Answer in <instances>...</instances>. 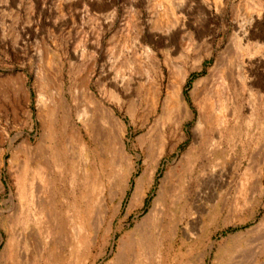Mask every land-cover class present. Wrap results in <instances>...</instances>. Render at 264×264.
I'll return each mask as SVG.
<instances>
[{"label":"rangeland","instance_id":"374dc122","mask_svg":"<svg viewBox=\"0 0 264 264\" xmlns=\"http://www.w3.org/2000/svg\"><path fill=\"white\" fill-rule=\"evenodd\" d=\"M0 264H264V0H0Z\"/></svg>","mask_w":264,"mask_h":264},{"label":"bare ground","instance_id":"6f19581e","mask_svg":"<svg viewBox=\"0 0 264 264\" xmlns=\"http://www.w3.org/2000/svg\"><path fill=\"white\" fill-rule=\"evenodd\" d=\"M231 80V79H230ZM84 87V86H83ZM262 97V96H261ZM95 99V98H94ZM262 101V100H261ZM94 103V102H92ZM260 108V107H259ZM100 115V114H99ZM102 115V114H101ZM109 115V114H108ZM110 118V117H109ZM94 119V118H93ZM100 123V122H99ZM106 124V123H105ZM93 136V135H92ZM95 137V136H94ZM103 156V155H102ZM52 171V170H51ZM36 179V178H35ZM46 184V183H45ZM33 193V192H32ZM137 194V191L135 192ZM33 198V197H32ZM36 199V198H35ZM38 201V200H37ZM40 203V202H39ZM41 205V204H40ZM41 208V207H40ZM38 210V209H37ZM42 210V209H41ZM43 211V210H42ZM41 212V211H40ZM43 213V212H42ZM46 213V212H45ZM30 216V215H29ZM152 216V207L150 208L148 214L144 217L143 221L147 220L149 217ZM34 217V216H33ZM49 218V217H48ZM47 219V218H46ZM48 222V221H47ZM57 222V221H56ZM50 223V222H49ZM143 224V223H142ZM146 224V222H145ZM42 225V224H41ZM46 227V226H45ZM146 227V226H145ZM143 229V228H142ZM143 235V234H142ZM35 238V237H34ZM51 239V238H50ZM56 239V238H55ZM151 249V248H150ZM123 252V251H122ZM119 256V255H118ZM48 261V260H47ZM50 262V261H49Z\"/></svg>","mask_w":264,"mask_h":264}]
</instances>
